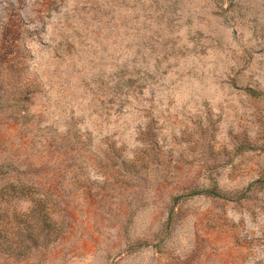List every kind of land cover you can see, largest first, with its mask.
<instances>
[{
    "label": "rangeland",
    "instance_id": "rangeland-1",
    "mask_svg": "<svg viewBox=\"0 0 264 264\" xmlns=\"http://www.w3.org/2000/svg\"><path fill=\"white\" fill-rule=\"evenodd\" d=\"M0 264H264V0H0Z\"/></svg>",
    "mask_w": 264,
    "mask_h": 264
},
{
    "label": "trees",
    "instance_id": "trees-1",
    "mask_svg": "<svg viewBox=\"0 0 264 264\" xmlns=\"http://www.w3.org/2000/svg\"><path fill=\"white\" fill-rule=\"evenodd\" d=\"M253 96L255 95H259V93H257L256 91H249ZM200 194H205V195H208V196H219V193L216 191L215 188L213 189H204V190H197V191H192L190 193V195H200Z\"/></svg>",
    "mask_w": 264,
    "mask_h": 264
}]
</instances>
